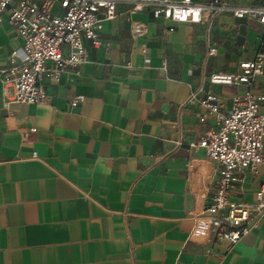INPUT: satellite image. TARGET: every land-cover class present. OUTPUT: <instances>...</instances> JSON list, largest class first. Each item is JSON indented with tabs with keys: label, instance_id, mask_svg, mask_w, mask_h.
I'll return each instance as SVG.
<instances>
[{
	"label": "crops",
	"instance_id": "1",
	"mask_svg": "<svg viewBox=\"0 0 264 264\" xmlns=\"http://www.w3.org/2000/svg\"><path fill=\"white\" fill-rule=\"evenodd\" d=\"M132 7L121 2L117 18L104 22L101 46L85 40L82 65L57 84L44 79L49 103L15 102L14 89L4 94L0 83V264H264V214L233 249L192 235L190 149L218 121L188 102L202 89L231 110L246 86L209 77L253 60L264 25L230 10L175 23ZM132 21L146 22L147 36L133 38ZM22 44L15 26L0 24V68ZM251 91L264 94V69ZM80 95L85 102L72 108ZM30 128L37 132L23 138ZM263 185L264 163L258 176L244 174L232 200L255 204Z\"/></svg>",
	"mask_w": 264,
	"mask_h": 264
},
{
	"label": "built area",
	"instance_id": "2",
	"mask_svg": "<svg viewBox=\"0 0 264 264\" xmlns=\"http://www.w3.org/2000/svg\"><path fill=\"white\" fill-rule=\"evenodd\" d=\"M123 1L0 0V24L15 26L23 40L22 46L11 54V66L0 68L4 94L12 87L15 102L49 103L51 97L44 79L57 84L68 68L82 65L87 56L85 40L101 46L104 22L117 18V7ZM227 10L235 17L251 18L264 25V3L231 7L223 0H133L130 13L150 12L156 20L201 23L205 16L216 18ZM130 32L133 38L145 37L148 25L132 21ZM215 51L211 50V54ZM263 69L264 41L256 57L241 62L238 72L210 75L212 84L246 86L247 91L233 99L228 113L223 112L219 96L211 91H193L188 100L204 107L207 115H215L218 121L217 128L206 132L190 149L189 198L198 203L192 235L201 241H227L229 249L249 234L251 221L264 214V185L255 204L232 200V192L244 174L258 176L264 163V94L254 95L251 91ZM85 100V96H77L71 100V107L78 108ZM207 115L202 116V122ZM36 132L37 128L24 130L23 138Z\"/></svg>",
	"mask_w": 264,
	"mask_h": 264
}]
</instances>
